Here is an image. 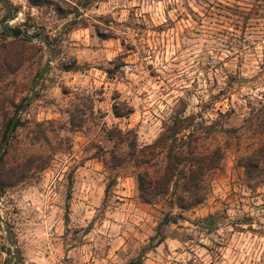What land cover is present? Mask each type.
Segmentation results:
<instances>
[{
  "label": "rangeland",
  "instance_id": "obj_1",
  "mask_svg": "<svg viewBox=\"0 0 264 264\" xmlns=\"http://www.w3.org/2000/svg\"><path fill=\"white\" fill-rule=\"evenodd\" d=\"M85 1L0 0V148L49 59L0 156L18 264H264V181L239 164L264 140V0ZM173 121L211 163L185 209L180 184L140 197L136 173L162 172L165 150L136 166L128 147Z\"/></svg>",
  "mask_w": 264,
  "mask_h": 264
},
{
  "label": "trees",
  "instance_id": "obj_2",
  "mask_svg": "<svg viewBox=\"0 0 264 264\" xmlns=\"http://www.w3.org/2000/svg\"><path fill=\"white\" fill-rule=\"evenodd\" d=\"M90 2L91 0H86L83 7L90 4ZM10 32L16 37L20 34H24L19 28H12L10 29ZM17 109L18 106L15 107V111H17ZM114 113L116 116H121L116 109H114ZM12 117L13 116L7 118L5 122V129L2 135L1 143L5 140ZM186 119L187 118L184 117L182 118V121ZM18 122L17 117L13 124V130L16 128ZM186 126L189 125L178 124L177 121H173L172 124L166 126L165 130L151 144L139 149H137L135 141L128 144L131 158L136 166H141V164L149 162L150 158L156 154L155 151L158 149L165 150L166 161L162 172L152 175L146 170H139L136 173L139 194L143 200L152 201L155 197L166 195L170 191L171 193L172 191L176 192L179 184L184 194L177 198V200H179L177 203L179 208L185 209L188 206L198 204L203 200L204 194H198L201 189L199 182H202L203 175L210 168L211 163H207L209 156L196 153L195 151L188 152L185 150L184 145L192 138L194 132L192 130H188L187 134H183V136L178 137V134L182 130L186 129ZM120 142L122 141L120 140ZM145 149H150V152L145 153ZM4 152L5 150L3 153ZM188 154H192V157H186ZM239 164L243 168L244 173L249 180L254 182H263L264 140L250 152L241 156L239 158ZM186 194L189 195V199H191L188 203H185ZM213 216V214L210 215L211 218ZM176 221L177 219L175 216L166 214L158 225L157 232L160 231L162 225L170 222L175 223ZM162 240L163 238L160 237L151 246H155Z\"/></svg>",
  "mask_w": 264,
  "mask_h": 264
},
{
  "label": "water",
  "instance_id": "obj_3",
  "mask_svg": "<svg viewBox=\"0 0 264 264\" xmlns=\"http://www.w3.org/2000/svg\"><path fill=\"white\" fill-rule=\"evenodd\" d=\"M1 1L4 3L5 7L7 9H9V5L6 2V0H1ZM8 14H9V11H8ZM38 36L41 37V38L43 37L41 34L38 35ZM42 39L45 42V44L47 45V47L49 48V50H50V57H51L52 52H53V49L48 45V43L46 42V40L44 38H42ZM48 64H49V59L46 60V62L44 63L42 69L37 74V79H36V81H35V83L33 85V88H32V91H31V95L27 98V100L25 102H23L19 106V108L17 109V112L12 117V120H11V123H10V126H9V130H8V132L6 134V137H5V140L3 141V144H2V146L0 148V156H1L2 151H3V147L8 143V139L10 138V135H11V133L13 131V124L15 122V119L17 118V113L20 112L27 105V103L30 101V99L32 98V96L35 94V92H36V85H37V83H38V81H39L42 73L45 71V69H46V67H47ZM0 222H1V224L5 228L7 241H8V244L10 245V247L12 249L13 260H12L11 264H18L19 258H20L19 251H18V249H17V247L15 245V241H14V237H13V234H12V231H11V228H10V225H9V223L5 219H3L2 215H1V211H0Z\"/></svg>",
  "mask_w": 264,
  "mask_h": 264
}]
</instances>
